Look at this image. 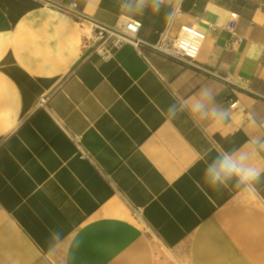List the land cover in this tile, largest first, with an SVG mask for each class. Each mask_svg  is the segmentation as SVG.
I'll list each match as a JSON object with an SVG mask.
<instances>
[{
  "label": "crops",
  "instance_id": "obj_1",
  "mask_svg": "<svg viewBox=\"0 0 264 264\" xmlns=\"http://www.w3.org/2000/svg\"><path fill=\"white\" fill-rule=\"evenodd\" d=\"M48 1L0 0V264H264V177L253 191L204 177L264 136V100L227 83L264 97V0H182L172 34L206 33L195 66L131 43L92 53L97 25L86 38L68 10L114 29L116 0ZM132 20L153 46L168 24ZM204 85L227 121L167 118Z\"/></svg>",
  "mask_w": 264,
  "mask_h": 264
},
{
  "label": "clouds",
  "instance_id": "obj_2",
  "mask_svg": "<svg viewBox=\"0 0 264 264\" xmlns=\"http://www.w3.org/2000/svg\"><path fill=\"white\" fill-rule=\"evenodd\" d=\"M180 0H116L120 18L131 20L147 13L158 15L164 13L166 22H170L178 11ZM184 112H187L194 120L209 121L212 123H224L229 118L227 108L221 106L216 93L211 86H202L195 98L189 104L186 100L175 98L165 110L168 119L174 120ZM255 125V121H252ZM251 150L245 148L221 151L207 164L204 177L213 188L228 187L234 185L245 191H253L255 184L264 177V168L253 163V159L259 157L264 151V136H251L248 140ZM65 236L59 231L51 234L50 249L55 250L64 244ZM78 247V242L72 241L70 247Z\"/></svg>",
  "mask_w": 264,
  "mask_h": 264
},
{
  "label": "built area",
  "instance_id": "obj_3",
  "mask_svg": "<svg viewBox=\"0 0 264 264\" xmlns=\"http://www.w3.org/2000/svg\"><path fill=\"white\" fill-rule=\"evenodd\" d=\"M181 1L178 5V11L175 12L174 18L168 22L165 29L158 33V42L154 45L158 50L169 54L170 57H173L186 65L195 66L202 50V47L206 40V33L202 32L196 26L181 25L179 31L176 35L172 34V27L175 23V19L178 13L181 12ZM142 28V23L136 20L122 19L120 25L113 30H117L118 34L112 35L111 31L105 30L99 26H96L95 29L98 30L96 36L100 41H102L103 36L106 34L108 40H111V44L107 47H104V43L98 45L95 49L92 50V53L98 55H103L109 53L113 48H117L125 43L133 44L140 52L142 57L148 60L144 48L139 44L141 41L139 39V33ZM225 32H229L235 36V23L231 22L224 27ZM133 35V38L126 35ZM40 105L45 106L47 104V98H43L40 102ZM74 143L78 144L79 137H73ZM139 210L136 212L138 214Z\"/></svg>",
  "mask_w": 264,
  "mask_h": 264
},
{
  "label": "water",
  "instance_id": "obj_4",
  "mask_svg": "<svg viewBox=\"0 0 264 264\" xmlns=\"http://www.w3.org/2000/svg\"><path fill=\"white\" fill-rule=\"evenodd\" d=\"M44 1L49 2L48 0H44ZM49 3H51V2H49ZM68 11H70V12L73 13L74 15H76V16H78V17L84 19V20H87V21H90V22L96 24L97 26H99V27H101V28H103V29H105V30L115 32V30H113V28H109V27H107V26H103V25H101V24H98L97 22H95V21L92 20L91 18H88V17H86V16H84V15H82V14H79V13H77V12H74V11H72V10H68ZM97 33H98V30H97ZM139 44H140L143 48H145V49H147V50H150L151 52H155V53L161 54V55H163V56L169 57V58L172 59V60H176V61H178V62H181V61H179V60H177V59H175V58H173V57H170L169 54L167 55V54H165L164 52L158 50V49H157L155 46H153V45H149V44L144 43V42H142V41H140ZM181 63H183V62H181ZM227 83H228L229 85H231L233 88H235V89H237V90H240L241 92H244V93L250 94V95H252V96H254V97H256V98H259V99H261V100H264V97H263V96H260V95L254 93V92H252V91H250V90H247V89H245V88H242V86H239V85L234 84V83H232V82H227Z\"/></svg>",
  "mask_w": 264,
  "mask_h": 264
},
{
  "label": "bare ground",
  "instance_id": "obj_5",
  "mask_svg": "<svg viewBox=\"0 0 264 264\" xmlns=\"http://www.w3.org/2000/svg\"><path fill=\"white\" fill-rule=\"evenodd\" d=\"M93 27H95V25L93 23H90V25H85L84 24L82 26V31H83L84 35L86 36V38H90L91 37L92 31H93ZM115 32H118V29ZM115 32L111 31L110 33H112V35L118 34V33H115ZM126 36H129V37L133 38L132 34L131 35H126Z\"/></svg>",
  "mask_w": 264,
  "mask_h": 264
},
{
  "label": "rangeland",
  "instance_id": "obj_6",
  "mask_svg": "<svg viewBox=\"0 0 264 264\" xmlns=\"http://www.w3.org/2000/svg\"><path fill=\"white\" fill-rule=\"evenodd\" d=\"M103 42H105L103 44L104 47H107V46H109L111 44V40H108V36L106 34L103 36L102 41H100V39H98L97 36L93 37L92 43L94 44V46H93L92 50L95 49L98 45H100Z\"/></svg>",
  "mask_w": 264,
  "mask_h": 264
}]
</instances>
